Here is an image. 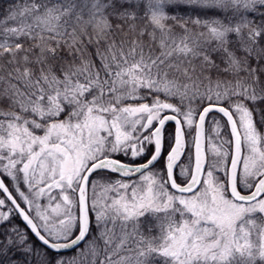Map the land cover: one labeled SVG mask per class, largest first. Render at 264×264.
Returning <instances> with one entry per match:
<instances>
[{
	"label": "snow or ice",
	"instance_id": "obj_1",
	"mask_svg": "<svg viewBox=\"0 0 264 264\" xmlns=\"http://www.w3.org/2000/svg\"><path fill=\"white\" fill-rule=\"evenodd\" d=\"M141 2L32 0L10 9L8 19L16 26L4 28L0 21V58L11 57L8 63L16 66L8 76L14 73L23 85L0 91V105H6L0 106V208L7 209L0 211V222L18 215L46 250L56 252L54 261L47 251L37 253L42 264H84L89 248L96 264L98 238L105 253L99 264H151L158 257L164 264H264V132L258 127L264 108L255 107L264 104V0H147L144 16ZM181 6L205 15L175 13ZM212 10L225 16H207ZM249 14L260 17L259 23ZM110 16L122 24L113 29ZM125 24L124 35L136 38L117 41ZM200 28L206 31H193ZM86 35L88 44L97 45L99 68L78 47ZM28 41L35 43L26 48ZM211 42L234 80H217L204 91L195 82L181 85L174 73L192 80L196 58L218 67L205 50ZM62 46L69 54L81 52L79 66L60 55ZM185 62L191 69L182 67ZM254 112L261 113L259 122ZM207 123L218 144L206 160ZM99 187L103 199L96 195ZM53 189L60 200L52 211L63 216L58 222L38 203ZM54 200L49 195L50 205ZM90 213L98 229L105 224L99 237L84 251L60 255L86 240ZM149 218L155 223L145 234L141 224ZM0 237V255L10 248L25 256L34 252L19 226ZM129 244L134 248L127 251L135 255H120Z\"/></svg>",
	"mask_w": 264,
	"mask_h": 264
},
{
	"label": "trees",
	"instance_id": "obj_2",
	"mask_svg": "<svg viewBox=\"0 0 264 264\" xmlns=\"http://www.w3.org/2000/svg\"><path fill=\"white\" fill-rule=\"evenodd\" d=\"M31 2H32V0H0V21L4 22L3 27L4 28H10V27L16 26L15 21L8 19V17L11 14L10 9L15 11L18 8L23 7L25 4H29ZM52 2L55 3V2H57V0H52ZM37 3H39V0H37ZM125 7H127V5H125ZM146 10H147V0H142V2L140 3V16H144ZM262 11H264V9H262ZM174 12L177 14L196 15L197 13H200L201 15H205L204 13H201L199 9H190V8H187L184 6H181L179 8L174 9ZM206 15L207 16H218L220 18H223L225 16V13L222 11H218V10H212L210 12H207ZM227 15H231V12L227 13ZM249 18L255 19L257 21V23H259V20L261 19L260 17H258V16L254 17L251 14H249ZM109 20L113 26V29L116 28L117 24H122L121 21H118L114 17H111V16L109 17ZM137 23L142 25L143 23H146V20H137ZM175 23H176L175 21H169L170 25H174ZM188 26L192 27L191 24H189ZM148 30L151 31V28L149 27ZM69 31H71V28H69ZM174 31L176 33H181V29L179 27H174ZM193 31L194 32H203L206 30L200 28V29H193ZM126 32H127V25L125 24V25H123V32H118L116 34V36H115L116 40L117 41H119L121 39L131 40V39L136 38L132 34H128V36L126 37L124 35V33H126ZM88 33L92 34L91 28L88 29ZM157 35H159V34H157ZM142 39L145 43H147L149 40L147 35H145ZM201 39L203 40L204 37H201ZM3 40H4V36L0 35V42H3ZM17 42H19V41H17ZM32 43H35V41L25 42V47L26 48L29 47ZM51 46L55 47V44L52 43ZM153 46L155 47V45H153ZM78 47L81 49V52L84 54L83 58L84 59L90 58L92 60L93 64H95L96 67L99 68L100 61H99L98 57L96 56V48H97L96 43L94 42L92 44H88V36L86 35L83 37V41L80 45H78ZM99 47H100L101 51H103L104 48L106 47V43L101 42ZM214 47H215V42H211L205 46V50L207 51V54H209L210 60L213 62V64L217 65L218 67L208 65V64H202V62H201L202 57L196 58V59L192 60V64L195 65V71L194 72L190 71V75L193 78L192 80L186 79L180 72L174 73V75L179 80V83L181 85L191 84V83L195 82L199 85L200 90L204 91L209 86L215 87V82L217 80H220V81L234 80V77L231 75V73H226L223 71V69H225L227 67V64L225 62V59H222L221 53L211 51V49ZM37 51H38V49H37ZM81 52H76L75 49H73L72 54H69V49L66 46H62L59 49L60 55L65 60H67L69 63H72L76 66H79L81 64ZM156 52L157 53L159 52V48H156ZM89 53L91 54L90 57L88 55ZM238 55L242 56L243 53L238 52ZM10 59H11V57L8 54H5L2 58H0V65H2V67H0V77H4V80L0 81V91H2L5 88H8L10 84H14L17 87L21 88V90H23V85L14 78V76H15L14 73H13L12 78H10L8 76V73L11 72L12 69L16 66V65L8 63V61ZM252 63L255 64V61H252ZM36 67H37L36 75H39L38 66H36ZM182 67H187V68L191 69V66L189 64H187V62H185L182 65ZM169 78H171V76ZM261 79H264V76H262ZM89 99H91V97H89ZM160 99L163 100L164 97L161 96ZM138 102L150 103V99L148 101H138ZM168 102L178 103V100H170ZM133 105H137V104L133 103L132 106ZM0 106H6V105H0ZM249 107L252 108L253 105L251 103H249ZM255 107L256 108H264V104H257V105H255ZM167 112L169 113L170 111H166L165 113H167ZM253 117H254L255 121L259 122L260 118H261V113L254 112ZM258 127H259L261 132H264V124L258 123ZM168 128H169V131H171L173 129V125L169 124ZM191 132H192V136H193L194 135V128L191 130ZM209 134H210V125H209V123H207L205 125V141H206L207 159L209 157H211L210 152L208 150V144H207V136ZM165 155H166V153H165ZM139 162L140 161H138V163ZM22 190H24V189L22 188ZM91 195H92V191H91V187H89V196H91ZM90 201L91 200L88 201L89 205H90ZM22 206L25 207L24 205H22ZM4 209H6V208H0L1 211H4ZM90 215H91L92 220H93V226H92L91 233L87 236L84 243L81 244L78 248H76L72 251H69V252L60 253V255L65 256V257H70V256L75 255L76 252L84 251L86 249V247L89 245V242L92 241L93 237H99V233H100V231L103 230V228L105 227V224L102 222L100 228L98 229L94 223V221H95L94 213H90ZM141 219H143V218H141ZM10 221H11L10 223L9 222H0V233H3L4 230L12 227L13 225L19 226V228L21 230H24L28 233V239H29V242L34 247V252L30 256H25V254L22 253L21 251H18L15 248H10L6 254L0 255V264H8L9 261H26V262H28V264H42L43 257L41 255H38L37 253H43L44 251H47L49 259H52L54 261L57 258L56 253L51 252L50 250H46L45 247H43L42 245H40L36 241V239L30 234L27 227L22 223V221L18 218L17 215L16 216H10ZM149 223H155V222L151 221V218H149L148 221H145L144 223L141 224V229L144 231L145 234H148ZM106 226L108 228H113V224L111 221H108ZM128 231H131V223H129V225H128ZM115 233H116L117 237H119V235L121 234V228H120V222L119 221H117V223H116ZM156 233H157V230L155 228H153L151 235H156ZM0 238H2V237H0ZM117 242H119L118 238H117V240L114 241V244ZM114 244H113V246H114ZM96 246L100 250L99 257L96 261V264H99V259H102L105 255V253L103 252V248H104L103 239L98 238L96 240ZM128 248H134V245H132V244L126 245L124 250L121 251L120 255L125 256V255L135 254V252L129 253L127 251ZM240 259H243V258H240ZM91 262H92V255H91V251L89 248L88 254L84 259V264H91ZM151 264H164V262H163L162 258L158 257L155 260L151 261Z\"/></svg>",
	"mask_w": 264,
	"mask_h": 264
},
{
	"label": "rangeland",
	"instance_id": "obj_3",
	"mask_svg": "<svg viewBox=\"0 0 264 264\" xmlns=\"http://www.w3.org/2000/svg\"><path fill=\"white\" fill-rule=\"evenodd\" d=\"M133 106H137V105H133ZM167 113H165V114H167ZM209 125H210V134L207 136L208 150L212 147L213 144H218V141L216 140V131H213V126L211 125V123H209ZM218 131L220 133H223L224 129L220 128ZM209 152H210V155H212L210 150H209ZM136 179H139V177L137 176ZM22 188L24 190H26V186H23ZM49 195H52V196L56 197V200H54L51 205L49 204ZM96 195L98 197H100L101 199H103V197L105 196V193H104L102 187H99V188L96 189ZM107 195L110 196V195H112V193H108ZM59 200H60L59 190L58 189H53L51 194H46L45 196L40 197L39 201H38V203H40L42 205V207H46L47 208L48 214L53 219V222H58V219H63V216H57V214L52 211V209L55 207V203L57 201H59ZM90 203H91V201H90ZM24 206L27 208V205H24ZM4 211H7V209H4ZM94 215H95V213H94ZM77 232H78V230H77ZM240 242H241V244L244 243L243 240H241ZM250 242H252L254 245L258 244V236H257V234L255 232L252 233V235L250 237ZM132 255L134 256L135 254H132ZM125 256H127V255H125Z\"/></svg>",
	"mask_w": 264,
	"mask_h": 264
},
{
	"label": "water",
	"instance_id": "obj_4",
	"mask_svg": "<svg viewBox=\"0 0 264 264\" xmlns=\"http://www.w3.org/2000/svg\"><path fill=\"white\" fill-rule=\"evenodd\" d=\"M170 114H172V113H167V115H170ZM172 125H173V128H174V124H172ZM229 132H230V130H229ZM194 135H195V129H194ZM203 147H204V149H205V159L207 160L206 148H205V131H204ZM193 152H194V146H193ZM77 199H78V194H77ZM17 216H18V215H17ZM18 218H19V219L22 221V223L26 226V224H25V222L22 220V218H20L19 216H18ZM27 229L29 230L30 234L36 239V241H37L40 245L43 246L42 242H40V241L38 240V238H36L35 235L31 233L30 229H29V228H27ZM77 234H78V232H77ZM83 242H84V241L80 242L79 246H80ZM43 247H45V246H43ZM74 249H76V248H73V249H71V250H61L60 253L69 252V251H72V250H74ZM50 251L56 253L55 251H52V250H50Z\"/></svg>",
	"mask_w": 264,
	"mask_h": 264
},
{
	"label": "bare ground",
	"instance_id": "obj_5",
	"mask_svg": "<svg viewBox=\"0 0 264 264\" xmlns=\"http://www.w3.org/2000/svg\"><path fill=\"white\" fill-rule=\"evenodd\" d=\"M194 136V135H193ZM205 148H206V141H205Z\"/></svg>",
	"mask_w": 264,
	"mask_h": 264
}]
</instances>
